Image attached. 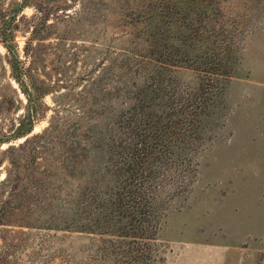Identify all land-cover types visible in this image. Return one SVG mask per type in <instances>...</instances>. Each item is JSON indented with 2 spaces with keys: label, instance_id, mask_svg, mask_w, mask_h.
<instances>
[{
  "label": "rangeland",
  "instance_id": "374dc122",
  "mask_svg": "<svg viewBox=\"0 0 264 264\" xmlns=\"http://www.w3.org/2000/svg\"><path fill=\"white\" fill-rule=\"evenodd\" d=\"M16 2L24 4L12 32L17 54L24 57L35 24L34 73L45 93L31 131L12 137L25 124L26 100L0 44V137H8L0 144V184L8 181L0 186L8 199L0 244H11L3 264H126L113 261L108 244L132 238L81 229L73 203L59 201L106 178L108 147L131 135L116 126V115L149 98L166 104L169 87L184 94L207 88L198 93L210 98L192 135L170 145L158 197L164 203L143 264H264V0H0V12ZM195 18L205 24L192 40L196 55H177V64L166 53L161 62L140 59L150 57L148 31L179 44ZM204 57L224 65L223 80L202 69ZM154 67L161 84L146 78ZM42 132L46 142L32 145ZM179 184L185 187L173 191ZM12 192L28 199L9 198ZM40 196L49 199L40 203Z\"/></svg>",
  "mask_w": 264,
  "mask_h": 264
},
{
  "label": "trees",
  "instance_id": "16d2710c",
  "mask_svg": "<svg viewBox=\"0 0 264 264\" xmlns=\"http://www.w3.org/2000/svg\"><path fill=\"white\" fill-rule=\"evenodd\" d=\"M160 1L158 0L159 3ZM22 6H24L23 2H16L6 11L0 12V44L5 50L4 57L9 66V75L16 81L26 100L23 116L26 120L25 124H19L12 137L24 136L31 131L33 121L40 110V98L45 93V90L37 85V78L34 73L36 70L34 66L36 52H34L35 50L31 45L34 39H40L36 37L37 28L35 24L28 26L30 30L22 47L24 57L21 59L17 54V44L14 41L12 32L16 26L14 24L15 18L21 11ZM166 10L169 14V8H166ZM181 14L184 17L187 12L184 11ZM40 20L43 25L46 24V18L42 16ZM197 21H200V19L195 18L194 21L190 20L186 24L190 30L186 35H178V38H180L179 44L163 42L157 30L148 31L145 40L147 41L146 48L150 57L138 56L140 59L145 58V61L148 62L150 60L161 62V59L164 58L158 59L163 53H166L169 55H166L165 58L170 59L172 64L180 63V54L183 53L184 57H188V50L193 52L195 47L192 40L200 39L196 36L198 33L197 28L205 24H202V22L201 24L197 23ZM154 27L157 28L156 25ZM184 39L188 40L187 44L183 42L186 41ZM207 47V45H204L202 52L206 51ZM165 48H169L168 53L164 50ZM200 49L201 44L197 46V50ZM193 53L196 55L195 52ZM202 63V69L206 67L219 71L217 72L218 79L223 80L227 71L221 62L213 63L211 57H204ZM154 70V74H146V78L156 77V83L161 84V72L156 67H154ZM162 87L164 88V86ZM202 90L207 91V88H200L198 91L202 93ZM219 90L220 85L215 86L214 94L219 93ZM180 91L182 93H177L174 87H169L164 92L168 100L166 104L153 102V98H149L147 101L133 105L129 111H120L116 115L114 123L117 127H120L121 124V127L127 128L131 135L108 147L107 158L110 159V162L104 164V171L108 173L106 178H102L100 182H87L80 187L76 194L64 192L60 198L61 206L65 203V199L68 201V205L73 203L71 212H74L75 216L78 213L77 219L81 221L79 224L81 229L89 230L88 232L104 233L117 238H132L123 244L109 241L108 248L109 253L114 255L113 261L119 259L126 264L145 263L143 261L145 258L143 245L155 238L153 235L158 213L162 209L160 205L164 203L158 197L165 187L163 171L168 168L165 166L170 145L175 140L183 142L185 137H190L191 132L196 130L197 122L200 121L199 115L201 114L202 118L207 115L206 101L210 97L206 99L200 96L195 89H189L185 94V90ZM47 130H51V127ZM43 134V132L33 134L31 139H39L31 144L45 143V137L43 140L40 139ZM179 137L181 138L178 139ZM7 138L6 136L4 139L0 137V144L7 141ZM26 141L27 139L23 142ZM186 141L183 144H187ZM73 159L76 160L75 155ZM75 165L76 163H73L72 160L70 167L72 168ZM71 168L64 166L65 172L69 175H71ZM3 180L1 184L8 182L7 179ZM184 187V184H179L173 191L179 192ZM168 195L169 193L165 197H168ZM27 197L22 193L14 192L9 195V198L20 200L28 199ZM48 199L49 197H45L40 203H45ZM7 203L8 199L0 197V210ZM32 204V202L29 203V205ZM69 223H72L71 220ZM10 245L9 242L0 244V264H3L4 256L11 248ZM147 264L149 263L147 262Z\"/></svg>",
  "mask_w": 264,
  "mask_h": 264
}]
</instances>
